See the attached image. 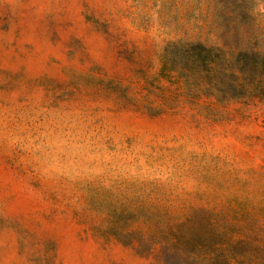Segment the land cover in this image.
Returning <instances> with one entry per match:
<instances>
[{"label":"rangeland","instance_id":"374dc122","mask_svg":"<svg viewBox=\"0 0 264 264\" xmlns=\"http://www.w3.org/2000/svg\"><path fill=\"white\" fill-rule=\"evenodd\" d=\"M0 264H264V0H0Z\"/></svg>","mask_w":264,"mask_h":264}]
</instances>
